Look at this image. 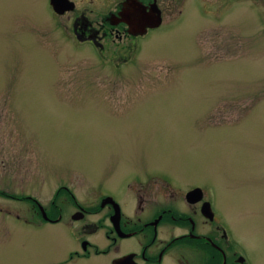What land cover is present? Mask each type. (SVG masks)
Masks as SVG:
<instances>
[{"label":"rangeland","instance_id":"1","mask_svg":"<svg viewBox=\"0 0 264 264\" xmlns=\"http://www.w3.org/2000/svg\"><path fill=\"white\" fill-rule=\"evenodd\" d=\"M74 1L99 20L117 0ZM158 2L159 25L131 50L114 29L100 52L49 0H0V186L47 204L63 187L91 206L94 190L111 192L137 215L134 199L124 200L128 182L133 193L157 182L146 213L172 204L188 215L182 191L199 184L230 231L228 262L241 252L264 264V0ZM135 8L140 24L158 18L157 8ZM62 221L42 228L0 212V264L109 263L114 248L67 261L80 239ZM158 229L165 242L188 224ZM89 235L106 246L102 232ZM169 251L162 264L208 257L186 238Z\"/></svg>","mask_w":264,"mask_h":264},{"label":"flooded vegetation","instance_id":"2","mask_svg":"<svg viewBox=\"0 0 264 264\" xmlns=\"http://www.w3.org/2000/svg\"><path fill=\"white\" fill-rule=\"evenodd\" d=\"M68 1H71L72 7L60 13L64 14L67 11L72 32L78 40L90 41L100 52L105 49L101 41L107 38L114 29L117 30L115 34L117 37L121 39L129 37L125 43H128V46L130 44L129 50H131L144 25V23H139L143 17L140 18L141 12L135 7L140 6L145 14L150 13L153 8H157L161 13L158 0H117L111 7L101 6L102 9H106L107 13L101 15L99 20H91L86 10L76 6L74 0ZM133 183V179L128 182V188L132 190L133 196H127L124 200L127 204L130 202L129 199H134L140 211L137 215L136 212H125L122 204L111 192L103 193L100 190H94L92 195L95 201L91 206L81 203L82 201L77 198L76 194L74 195L67 187L60 188L66 191L62 199L57 195L47 204L34 194H22L16 190L12 191L9 187L0 186V195H5L3 198L5 200H0V212L42 228L49 222L65 223L62 220L68 218L73 225L70 226L71 229H78L76 231L80 240L79 248L70 251L67 261L75 258H89L91 255H104L114 248L116 253L109 257L108 264H162L164 256L170 253L169 250L186 238L197 246H202L204 252L208 253L206 263L198 261L194 264H248L242 253L235 250L237 253V257L233 256L235 261L228 262L226 248L232 247L231 234L226 224L220 220L214 198L207 187L192 184L182 191L185 200L183 202L191 211L188 215L179 214L172 204L157 205L147 214L146 204L152 202L149 195L154 191L158 194L157 190L160 192L161 185L158 187V183L154 182L157 186L152 187V183H144L145 186H139L133 193ZM63 202H67L66 209V203L63 204ZM102 210L104 214L102 213L100 218L88 220L90 214L94 215V212L98 213ZM196 218H199L205 227L199 228ZM134 220L136 223H132ZM168 220H183L188 224L187 232L174 235L165 242L159 240L158 228L161 222ZM78 222L80 223L77 224ZM99 232L104 234L106 246L96 243L89 235ZM125 241L132 242L125 245Z\"/></svg>","mask_w":264,"mask_h":264},{"label":"water","instance_id":"3","mask_svg":"<svg viewBox=\"0 0 264 264\" xmlns=\"http://www.w3.org/2000/svg\"><path fill=\"white\" fill-rule=\"evenodd\" d=\"M71 1H68V0H51V3H52V6H53V8L56 10V11H58V12H60V11H63L64 9H66V8H71L72 7V4L70 3ZM154 14V17L153 18H156V17H158V18H156V20L155 21H152L149 25L150 26H152V25H157V24H159V22H160V11H157V13L155 14V13H153ZM145 25V24H144ZM143 25V26H144ZM146 26V25H145Z\"/></svg>","mask_w":264,"mask_h":264}]
</instances>
